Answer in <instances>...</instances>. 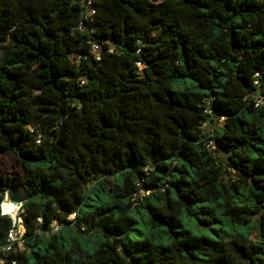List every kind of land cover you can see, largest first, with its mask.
Segmentation results:
<instances>
[{
  "label": "trees",
  "instance_id": "trees-1",
  "mask_svg": "<svg viewBox=\"0 0 264 264\" xmlns=\"http://www.w3.org/2000/svg\"><path fill=\"white\" fill-rule=\"evenodd\" d=\"M93 4L0 0V154L19 165L1 253L8 189L26 196L16 264H263L264 0ZM92 38L114 52L79 69Z\"/></svg>",
  "mask_w": 264,
  "mask_h": 264
},
{
  "label": "built area",
  "instance_id": "built-area-1",
  "mask_svg": "<svg viewBox=\"0 0 264 264\" xmlns=\"http://www.w3.org/2000/svg\"><path fill=\"white\" fill-rule=\"evenodd\" d=\"M85 9H86L85 13L87 17H92L94 15L95 12H94L93 0H88ZM97 30L98 29L96 27H93L91 29V32L96 33ZM104 43L106 44L107 42L106 41L101 42L96 38H92V40L90 41L89 53L85 55L74 54L71 57V61L74 64H76L79 69L83 68L85 64L89 66H94L95 64L101 63L103 54L105 52H110V53L114 52L113 47L109 48V50H106ZM108 44L110 45V43ZM138 66L140 70H142L143 65L141 63H138ZM255 78H256L254 82L255 89L252 91L249 98L255 101L256 107H259L261 105H264V91L259 81V75L257 74ZM86 82H87V78L83 77L80 83L81 85H85ZM205 115L207 116V118L203 121V125H202L201 135L203 137L201 143L204 146H206L213 154H215L218 150V146L214 138L217 130L225 125L227 117L225 115L215 114L214 111L210 108L205 110ZM215 150L216 152H214ZM53 227H54V231H57L60 227V224L58 222H55ZM24 235L25 233L24 234L15 233V230L10 232L7 245L3 248V252L5 255H3L0 251V264H16V261L11 260L8 256L12 252H16L18 250L23 251L25 249Z\"/></svg>",
  "mask_w": 264,
  "mask_h": 264
},
{
  "label": "rangeland",
  "instance_id": "rangeland-1",
  "mask_svg": "<svg viewBox=\"0 0 264 264\" xmlns=\"http://www.w3.org/2000/svg\"><path fill=\"white\" fill-rule=\"evenodd\" d=\"M77 2L81 3L83 6H86L88 0H76ZM216 152V150L214 151ZM217 154V152L215 153ZM19 171V165L15 159L14 156L10 154H0V177L3 176H14L15 173ZM145 190V189H144ZM142 190L141 191V197L144 196L146 191ZM22 205H19L18 211L14 218L18 220V229L15 231L17 234H24L26 232V225L24 218L20 217V210H21ZM6 208V207H5ZM4 213V211H3ZM74 216H72L70 219H73ZM23 221V222H22ZM263 264H264V259H263Z\"/></svg>",
  "mask_w": 264,
  "mask_h": 264
},
{
  "label": "bare ground",
  "instance_id": "bare-ground-1",
  "mask_svg": "<svg viewBox=\"0 0 264 264\" xmlns=\"http://www.w3.org/2000/svg\"><path fill=\"white\" fill-rule=\"evenodd\" d=\"M18 198L21 200H24L26 197H25L24 193L15 194L12 191L6 189V203H7V205L5 208V213L11 215L12 217L16 215L18 208H19V206L14 203L15 200H17ZM13 219H15L17 221L16 218L13 217Z\"/></svg>",
  "mask_w": 264,
  "mask_h": 264
},
{
  "label": "water",
  "instance_id": "water-1",
  "mask_svg": "<svg viewBox=\"0 0 264 264\" xmlns=\"http://www.w3.org/2000/svg\"><path fill=\"white\" fill-rule=\"evenodd\" d=\"M25 197H26V196H25ZM25 200H26V198H25L24 200H21V199L18 198L17 200H15L14 203H15L16 205H18V206H19V205H23V203L25 202ZM12 219H13V218H12ZM13 220L16 222L15 219H13Z\"/></svg>",
  "mask_w": 264,
  "mask_h": 264
}]
</instances>
